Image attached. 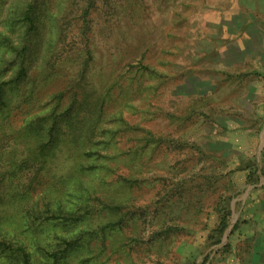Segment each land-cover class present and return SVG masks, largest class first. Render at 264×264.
Listing matches in <instances>:
<instances>
[{"label": "rangeland", "instance_id": "1", "mask_svg": "<svg viewBox=\"0 0 264 264\" xmlns=\"http://www.w3.org/2000/svg\"><path fill=\"white\" fill-rule=\"evenodd\" d=\"M77 1L42 20L28 79L0 106V242L34 264H264V0H96L86 16ZM9 13L1 81L22 46ZM142 53L166 77L132 97L124 77ZM62 93L70 120L40 137L31 125ZM100 95L86 146L69 122Z\"/></svg>", "mask_w": 264, "mask_h": 264}, {"label": "trees", "instance_id": "2", "mask_svg": "<svg viewBox=\"0 0 264 264\" xmlns=\"http://www.w3.org/2000/svg\"><path fill=\"white\" fill-rule=\"evenodd\" d=\"M73 0H0V13L4 9V7L8 8L10 11L11 17L14 19V26L18 28L20 40H17L19 43L22 44L21 47H15V56L12 61L9 62L8 65L13 66L16 69L15 75L9 81H1L0 80V106H5L6 99L9 96V88L11 90L15 89L18 85H22L25 79H28V64L27 59L29 57V51L31 49L30 42L37 39L38 34L41 32V25L42 20L45 17L54 18L56 12L60 6H64L65 4L72 2ZM76 2V1H75ZM98 1L96 0H78L77 3L80 4L82 8V14L84 16L88 15L90 11H92L95 7V4ZM6 4V5H4ZM55 11V12H54ZM4 33H0V36L4 40ZM88 42V41H87ZM85 51L81 58V62L78 63V70L80 73H84L88 68V63L92 60V49L90 46H84ZM144 53L140 54L139 59L134 62V65H130V70H128V75L124 77L125 79V88L126 91L130 90V87L134 85V89L132 91L133 95H139L145 86L144 84H148L151 80H157L160 82L161 79L166 77L165 73H161L160 71H156L154 65L159 64V58H156L153 63H149L148 61L145 62ZM152 60V59H151ZM162 64V62H161ZM163 65V64H162ZM1 69V68H0ZM3 70V69H2ZM4 71V70H3ZM0 70V75L3 73ZM119 79L116 78L113 80V85H118ZM185 84V83H183ZM10 85V86H8ZM72 85V84H71ZM150 88H153L150 86ZM108 89L107 91H109ZM110 92V91H109ZM103 95V94H102ZM98 96L94 101V106H92V114L89 115L87 118L86 116H82L79 118L80 114L76 113L72 118L71 129L73 130L72 135L75 141L81 140L86 144L92 143L94 146H97V142L94 141L95 138V122L91 123L93 116L97 118L100 115V109L98 108V112L96 108L100 103V97ZM55 102L52 110L48 113V122L47 123H37L35 125H31L30 130L35 131L37 134H40V137L45 135L53 136L57 132L61 130V124L63 123L64 119L70 120V116L72 112L69 111V108H72L74 103L72 102L68 104L67 108L64 111L62 110V104L65 95L60 94ZM73 96V95H72ZM98 99V100H97ZM70 101L75 100L71 97ZM83 102L78 103V107H81ZM82 112V108H81ZM101 117V116H100ZM149 137L145 136L144 141L148 144L151 143L152 147L154 146H161L165 143V139L163 137H156L153 138L150 134ZM85 140V141H84ZM89 151L86 153L88 154ZM85 153V154H86ZM40 153H36V157H38ZM98 155V154H97ZM113 161V160H110ZM100 172L106 173L110 171L107 163L100 165ZM131 183V182H130ZM227 212H218V221L215 229L212 231V236L216 240L215 242L219 241V238L222 236L225 228L227 227ZM70 244L73 242L66 243V246L69 247ZM0 264H34L32 261V256L21 244L17 242H10L6 239H2L0 242Z\"/></svg>", "mask_w": 264, "mask_h": 264}]
</instances>
